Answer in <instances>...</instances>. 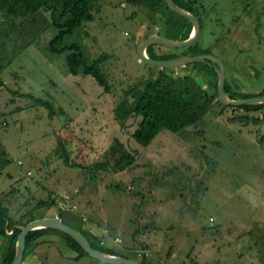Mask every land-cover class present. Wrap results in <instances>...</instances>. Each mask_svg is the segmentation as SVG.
Segmentation results:
<instances>
[{
    "label": "rangeland",
    "instance_id": "1",
    "mask_svg": "<svg viewBox=\"0 0 264 264\" xmlns=\"http://www.w3.org/2000/svg\"><path fill=\"white\" fill-rule=\"evenodd\" d=\"M93 1V21L66 36L64 45L79 46L88 64L104 57L101 71L111 87L104 93L91 76L70 73L69 50L49 51L58 32L50 11L8 16L0 7V145L10 159L0 173V203L13 218L26 220L38 200L55 199L59 206L37 214L59 210L65 223L92 226L98 238L106 228L111 238H120L118 250L130 245L134 234L137 248L155 251L157 244L141 243L144 234L175 226L178 235L191 220L208 225L212 218L221 224L222 238L237 237L238 228L253 219L242 215L235 222L241 214H228V209L264 206V109L217 102L210 75L194 69L197 83L212 94L210 108L195 125L177 133L162 130L147 146L139 144L131 137L138 118L123 121L114 108L124 89L149 73L136 48L154 33L152 21L161 24L159 15L127 0ZM198 40L223 62L227 94L244 98L263 90L264 79L256 77L264 73V0L206 4ZM37 99L51 103L56 115L35 105ZM57 134L71 150L70 158L86 165L84 171L65 166L55 154ZM114 139L136 154L132 167L88 170L106 159Z\"/></svg>",
    "mask_w": 264,
    "mask_h": 264
},
{
    "label": "trees",
    "instance_id": "2",
    "mask_svg": "<svg viewBox=\"0 0 264 264\" xmlns=\"http://www.w3.org/2000/svg\"><path fill=\"white\" fill-rule=\"evenodd\" d=\"M127 1L133 5H143L152 14L159 15L158 20L161 24H158L156 19L155 22L152 21L154 27V33L152 34H159L175 40H183L190 35L192 29L191 23L187 19L171 11L164 0ZM173 1L181 8L194 14L199 19L201 28L203 15L206 13V4L213 2L206 0ZM0 7L3 8L1 10H5L8 16L35 14L40 10L50 11V23L58 32L49 41V51L52 53H60L69 50L70 53L66 56V65L69 68L70 73L72 75H77L81 72L83 75H89L103 88V93L110 91L111 87L106 73L104 72V69L103 73L101 71V63L104 57L100 56L99 58L91 60V64H88V58L85 57L84 51L79 46L64 45V39L66 36L72 35L84 23L93 21V0H53L50 4L46 0H0ZM149 35L151 34H147L143 38H146ZM157 47H162L166 50L158 53L156 52ZM146 53L150 58L155 60H168L180 55L195 56L210 52L200 45L197 38L191 45L180 49L167 48L161 45L152 44L146 48ZM140 61L141 64L147 67L149 72L148 75L146 78L141 79L134 85L124 89L120 102L114 108V113H116L117 117L123 121L128 116L138 118L136 128L133 130L131 137L139 144L147 146L162 130L177 133L187 127L195 125L203 117L206 110L210 108L212 94H209L200 84L197 83L195 75L193 76L191 74L194 69L197 73L204 75L205 73H208V75H210L208 84L214 90L213 97L218 102L216 94L217 74L213 67L209 66L207 63L193 62L186 66L160 68L146 63L141 59ZM177 69H182L184 73L175 74ZM1 84L0 81V85ZM226 86L227 84L225 82L224 89L227 93ZM263 94L264 88L258 93V95ZM229 97L232 99L238 98L235 95H229ZM246 97H250V95L244 96V98ZM34 102L36 103L35 105L47 108L50 117L56 115V110L51 103L42 99H37ZM237 107L246 109L247 111H256L264 109V104L240 105ZM253 120L257 121V118H253ZM263 138L264 133L260 136V142H262ZM56 139L57 145L54 152L63 160L65 166L80 168L84 171V167H86L84 163L78 164L70 158L71 150L68 151L65 140L59 136V134H57ZM135 155L136 154L129 150L124 143L119 141V139H114L106 159L99 163H93L92 167L87 169L95 171H103L106 169L114 172L125 171L132 167ZM9 162L10 159L6 157V152L0 145V173L4 166ZM53 205H58V202H56L55 199H40L34 205L33 211L30 210L27 213V217H25L26 220H17L8 214L6 208L0 203V237L8 242L6 258L3 260L2 264H10L13 259L16 239L20 232L19 226L25 225L36 219L34 213L36 210ZM44 232H54L61 235L71 247L79 252L80 255L90 257L68 234L56 229L41 228L32 230L26 235L23 258L36 237ZM80 232L84 236H88L84 231ZM101 241L97 242L96 240H93L89 242L90 245L97 250L109 254H115L112 248L106 247ZM142 256L143 258L140 262L142 264H148L146 262V255Z\"/></svg>",
    "mask_w": 264,
    "mask_h": 264
},
{
    "label": "crops",
    "instance_id": "3",
    "mask_svg": "<svg viewBox=\"0 0 264 264\" xmlns=\"http://www.w3.org/2000/svg\"><path fill=\"white\" fill-rule=\"evenodd\" d=\"M60 203L58 202V206ZM3 206L7 209L5 204ZM38 210L34 212L36 219L56 216L61 219L59 210L53 211L50 214H45L44 212L37 214ZM235 212L241 214L240 217L235 218V222H241L242 215L244 218L253 219L249 226L243 225L242 228H238L240 230L237 237L222 238L220 233L221 224L219 222L214 221L207 225L191 220L181 225L183 231L178 235L175 232V226L163 228L161 229V233L158 231V233L154 234H144L142 238L143 242H140L151 246L157 244L155 245L157 247L155 251L148 249V247L137 248L136 246H138L139 241L137 238L133 240L134 234L132 235L130 245L124 247L123 250H118L115 246V239L119 237L115 236L111 238L106 228L102 229L101 233L103 235L98 238L97 229L92 228V226L66 224L78 231H84L88 235L86 238L89 241L96 240L99 242L102 240L106 247L114 250L115 255L141 261L143 258L141 252L147 251L146 262L148 264H264V206L249 207L240 205L228 209V214ZM219 235L221 237H218ZM240 236H242L241 238H248L249 241L245 242V240L238 239ZM109 240H111L112 245L109 243ZM252 244L254 245L253 248ZM234 245H241L242 248L236 250ZM7 248V240L0 237V264L6 258ZM21 264L106 263L92 257L80 255L59 234L44 232L33 241Z\"/></svg>",
    "mask_w": 264,
    "mask_h": 264
},
{
    "label": "water",
    "instance_id": "4",
    "mask_svg": "<svg viewBox=\"0 0 264 264\" xmlns=\"http://www.w3.org/2000/svg\"><path fill=\"white\" fill-rule=\"evenodd\" d=\"M167 7L178 14L179 16L187 19L191 25L192 29L188 38L183 40H175L171 38H166L159 34H152L146 38H143L137 44L136 52L138 57L146 63L157 67H179V66H186L187 64L193 62H202L207 63L209 66L213 67L214 71L217 74V86H216V94L217 99L223 105L229 106H240V105H262L264 104V94L263 95H256L247 98H237L232 99L229 95L225 92L224 85L226 82L225 77V67L223 62L217 56L206 53L200 54L195 56L189 55H180L175 58H171L168 60H155L150 58L146 53V48L149 45L156 44L161 45L167 48H174L180 49L191 45L200 35L201 31V23L199 19L192 14L190 11L181 8L178 6L173 0H164ZM206 1H216V0H206ZM262 152L264 154V138L261 142ZM20 232L17 236L16 243H15V252L12 261L10 264H21L23 260V253L25 250V241L26 235L36 229L41 228H49V229H56L68 234L72 237L80 246L81 248L92 258H95L103 263L106 264H142L140 261L126 258L124 256H119L115 254H109L100 250L93 248L90 245L89 240L84 236L80 231L74 229L73 227L64 223L60 218L56 217H48V218H39L34 219L28 222L25 225L19 226Z\"/></svg>",
    "mask_w": 264,
    "mask_h": 264
},
{
    "label": "built area",
    "instance_id": "5",
    "mask_svg": "<svg viewBox=\"0 0 264 264\" xmlns=\"http://www.w3.org/2000/svg\"><path fill=\"white\" fill-rule=\"evenodd\" d=\"M18 164H21V161H18ZM209 221L212 222V221H213L212 218H210ZM115 242H116V243H119V242H120V239H119V238H116V239H115ZM101 243L104 244L103 241H101ZM141 254H142V255H148V252H147V251H143V252H141Z\"/></svg>",
    "mask_w": 264,
    "mask_h": 264
},
{
    "label": "flooded vegetation",
    "instance_id": "6",
    "mask_svg": "<svg viewBox=\"0 0 264 264\" xmlns=\"http://www.w3.org/2000/svg\"><path fill=\"white\" fill-rule=\"evenodd\" d=\"M261 27H262V26L259 25L258 28H257V30L260 29ZM256 79H262V80H263V79H264V73L261 74V75H258V76L256 77Z\"/></svg>",
    "mask_w": 264,
    "mask_h": 264
}]
</instances>
